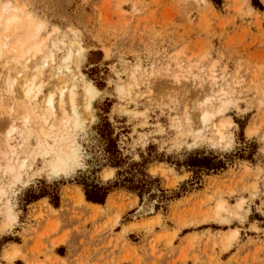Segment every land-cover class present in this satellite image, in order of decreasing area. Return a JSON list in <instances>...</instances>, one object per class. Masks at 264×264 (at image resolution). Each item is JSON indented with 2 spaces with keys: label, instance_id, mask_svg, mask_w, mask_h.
Listing matches in <instances>:
<instances>
[{
  "label": "rangeland",
  "instance_id": "obj_1",
  "mask_svg": "<svg viewBox=\"0 0 264 264\" xmlns=\"http://www.w3.org/2000/svg\"><path fill=\"white\" fill-rule=\"evenodd\" d=\"M214 1L0 0V34L8 15L19 16L21 25L31 16L33 27L41 26L35 39L42 43L41 53L24 61L19 76L18 54L0 52V256L8 246L24 244L6 252L7 264H37L39 257L59 264L54 247L75 238L84 245L90 236L97 242L96 255L110 251L109 264L118 261L117 252H126L130 264H144L139 248L112 238L134 198L139 207L125 220H140L127 230L136 233L132 242L143 235L144 255L162 260L163 242L174 254L177 231L171 234L170 227L208 223L207 238H193L179 260L264 264V15L254 12L264 10V0H222L220 7ZM49 51L53 60L40 67ZM37 74L26 102L23 80ZM88 83L96 89L93 97L86 94ZM104 121L111 124L126 168L147 162L146 173L159 181L142 198L113 192L106 211L92 206L77 184L83 177L94 179L95 159L103 158L98 128ZM71 149L75 161L62 169L58 160ZM197 153L219 158L226 170L191 183L194 174L172 164ZM98 177L114 180L116 170L104 168ZM54 185L60 190L58 210L48 198L27 202L31 191ZM154 215L158 218L150 219ZM248 215L260 222L253 234L245 227ZM234 247L235 254L223 262L221 254ZM83 255L79 264H90L89 248ZM105 257L101 253L100 259Z\"/></svg>",
  "mask_w": 264,
  "mask_h": 264
},
{
  "label": "trees",
  "instance_id": "obj_2",
  "mask_svg": "<svg viewBox=\"0 0 264 264\" xmlns=\"http://www.w3.org/2000/svg\"><path fill=\"white\" fill-rule=\"evenodd\" d=\"M214 3L220 7L222 0H215ZM98 132L102 139L103 158L95 159L97 167L92 173V176H94L93 180H90L89 177H83L77 182L78 185L83 187L86 200L89 203L104 206L108 197L117 190L136 193L140 198H142L143 193H150L154 184L159 181H152L151 177L146 173L147 162L143 164L134 163L126 168V159L122 157L118 147V140L113 136L111 124L108 121H104L98 128ZM172 165H175L178 170L184 167L189 172H192L194 180L191 183H195L196 181V183H200L204 175L226 170V163L219 158L198 153L189 156L183 164L177 163ZM104 168L115 169L116 178L108 182L100 180L98 175ZM160 191L164 194V191ZM30 193V196H28L29 200H27L28 203H35L41 199L48 198L55 209L60 208L61 198L58 185L44 188L40 193H36L35 191H31ZM163 199L165 201L170 200L166 195H163Z\"/></svg>",
  "mask_w": 264,
  "mask_h": 264
},
{
  "label": "crops",
  "instance_id": "obj_3",
  "mask_svg": "<svg viewBox=\"0 0 264 264\" xmlns=\"http://www.w3.org/2000/svg\"><path fill=\"white\" fill-rule=\"evenodd\" d=\"M261 2H262V0H261ZM254 10H255L254 12L259 13L260 15H264V10L263 11H258L256 9H254ZM132 202H133V205L131 207H128L120 215L119 223L113 228V235H114L112 237L113 239H115L117 241V240L124 238L125 241L129 242V244H130L129 249H131V248H137L138 249L139 248V250H138L139 255H141L145 258L144 264H153L154 262L156 264H173L175 261H176L175 264H195V261L193 260L192 257H190L188 260H186L184 262L182 260H179V258L182 256L183 252H188L189 244L193 238H202V237L207 238L206 232L210 231V229L205 228V226H207L208 223L203 224V225H199L198 227H194V228H192V227H179L177 224L175 226L170 227L169 232L171 234H172V232L177 231V237L175 238V240L173 242V247L175 249L174 254L171 255V253H169V252H167V250H165V243L163 242L159 245V250H160L159 254H165V256L162 257V260H160L161 258L160 259L155 258L156 259L155 260V259L149 257V255H144V252L142 249V245L144 243L143 235H140V237L138 236L140 241L132 242L131 237L133 235H135L136 233H134L133 231L127 230L132 224L140 223V220H138V219H136L135 221H131V220L126 221L125 220V216L129 212H131L132 210L138 209V207H139V203L135 200V198L132 199ZM92 206L101 207V208H103L104 211L107 210L106 209L107 208V202L104 206L94 205V204H92ZM246 207H245V210H247ZM55 210H58V209H55ZM91 210H92L91 214H93V212H95V211H94V209H91ZM250 210L252 213V207L250 208ZM113 215H114V213H113ZM250 215L247 216V223H246L245 227H246L247 231H249L251 234H253L255 232L252 229V227L257 223L259 224V225L257 224V227H260V222L257 220H250V217H251ZM157 218H158L157 215L150 217V219H155V220ZM262 223L264 224V222H262ZM91 226H92V224L90 222L88 228H90ZM236 228L240 230V237H243L242 228H239V227H236ZM158 229H159V227H157V229L155 230L156 235L161 233V231ZM232 229H235V228H232ZM92 230L93 229H91V231ZM263 230H264V228H263ZM224 232H228V231H224ZM110 235L108 237H110ZM90 238H91V236L86 237V239L84 240V245L81 244L80 238H75L66 244H61V245L54 247L52 250L53 257L58 258L61 261L59 264H79L80 258L84 256L83 255L84 249L89 248V252L92 253V260H91L90 264L91 263L92 264L93 263L94 264H109L108 260H110V257L107 255H108V252H110V251L109 250H106V251L100 250V253L98 255H96L95 254L96 252L94 251V249L96 248L95 245L97 244V242L96 241L91 242ZM206 238L203 240V243H205ZM23 245L24 244H15V245H11L10 247L8 246V248H5V250L2 252V255L0 256V264H7V262L4 260V256H5L6 252H9L12 250L11 249L12 247H14V246L15 247H22ZM119 249H121V245H120ZM201 249L203 250V246ZM253 250L254 249H252V252H253ZM196 251H198V249ZM236 251H237V247H234L233 249H231L227 252H223V254H221L223 257L222 261L227 262L232 257V255L235 254ZM149 252L150 251H148V254H149ZM219 252H220V248H218L216 250V253H219ZM101 253H104V255H106L104 260L100 259ZM126 254H127L126 252H123V253L117 252L115 255H116V260H118V261L115 262L114 264H117V263L118 264H130L129 262H127L124 259V256H126ZM159 254H158V257L160 256ZM18 261H22V259L17 258L15 260V262H18ZM40 262L47 264L45 262V258H43V257H39L38 260H35V262H33V263L39 264ZM23 264H24V262H23ZM205 264H208V263H205ZM232 264H234V263H232ZM249 264H251V263L249 262Z\"/></svg>",
  "mask_w": 264,
  "mask_h": 264
},
{
  "label": "bare ground",
  "instance_id": "obj_4",
  "mask_svg": "<svg viewBox=\"0 0 264 264\" xmlns=\"http://www.w3.org/2000/svg\"><path fill=\"white\" fill-rule=\"evenodd\" d=\"M6 8L7 9L5 11H9L8 7ZM2 17H3V13L0 12V20ZM25 20H26V25H21L22 20L19 16H17L14 13L8 15L4 19L3 33L0 34V52L18 54L17 56L18 64L23 66L22 70L19 71V73H17L18 76L22 75L24 70H26V65H24V61L26 59L30 60L31 59L30 55L37 56L39 53H41V50H42L41 48L42 43L37 42L35 39L36 33L38 32V30H40L41 26L38 25V26L33 27L34 21L32 20L31 16H26ZM68 55L69 56L66 57L65 60H68L71 57L70 54ZM50 60H53L51 51H49L47 56H45V58L40 62L39 66L44 67L48 65ZM54 71L56 75H59L61 73V68L54 70ZM37 78H38V74L34 75L31 79L25 78V80H23L24 83L21 86V93L26 102H29L31 100V97L34 91V82H36ZM6 85L8 86L10 90L14 87V76L12 73L8 74V76L6 77ZM95 90L96 89L90 83L87 84V88H86L87 95L93 97ZM71 94H72V96L70 97L71 103L72 105H74V95H75L74 89H72ZM61 98H62V94H61ZM48 106L50 108L52 107L51 98H49ZM89 107L90 106L88 104L87 108ZM74 112L76 113V111ZM17 116L24 123H27V116L24 114V112H22L21 110H18ZM203 119L207 121L209 119V115L204 116ZM224 126L225 124H221V128H224ZM221 128H219V130L216 133L218 135V139L222 141L224 138V135L220 131ZM227 146H230V144H228ZM68 154H67L68 156H66L67 157L66 159H64L63 157L60 160H58L59 166L62 169H65L68 165H71L75 161V156H76L75 151L71 149ZM109 175L110 174H108V176ZM81 200L84 201L83 195H81ZM221 208H222V204L218 206V211H220ZM10 220L12 219L10 218Z\"/></svg>",
  "mask_w": 264,
  "mask_h": 264
}]
</instances>
